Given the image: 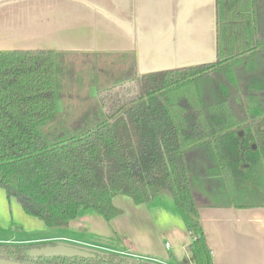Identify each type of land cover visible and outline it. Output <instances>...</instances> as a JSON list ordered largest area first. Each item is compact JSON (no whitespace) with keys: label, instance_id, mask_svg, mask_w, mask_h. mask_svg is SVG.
I'll use <instances>...</instances> for the list:
<instances>
[{"label":"trees","instance_id":"trees-1","mask_svg":"<svg viewBox=\"0 0 264 264\" xmlns=\"http://www.w3.org/2000/svg\"><path fill=\"white\" fill-rule=\"evenodd\" d=\"M64 68L59 54L0 51L7 198L53 229L81 211L111 220L121 213L115 195L141 205L165 191L191 236L195 264H213L198 209L264 206V0H217V59L137 76L139 96L110 114L89 92L99 89L94 80L78 114L71 107L67 121L59 117L65 72L67 82L75 79ZM134 72L132 64L126 77ZM55 244L0 243V264H153L88 248L35 253Z\"/></svg>","mask_w":264,"mask_h":264},{"label":"crops","instance_id":"crops-1","mask_svg":"<svg viewBox=\"0 0 264 264\" xmlns=\"http://www.w3.org/2000/svg\"><path fill=\"white\" fill-rule=\"evenodd\" d=\"M50 5L51 12L40 8ZM37 50L67 54V58L132 54L138 74L213 63L217 59V0H0V51ZM15 203L0 188L4 219L0 232L11 231L14 223L25 230L28 222ZM112 203L122 212L111 220L91 210L81 211L67 228L82 230L97 248L108 252L157 264H195L191 236L167 192L141 205L121 194ZM15 207L17 215L11 213L9 220ZM128 209L135 224L123 220ZM198 213L213 264H264V206L202 207ZM135 214L142 220H136ZM34 219L35 229L46 227ZM122 233L128 234L127 242L120 241ZM55 238L66 237L8 236L0 242Z\"/></svg>","mask_w":264,"mask_h":264},{"label":"rangeland","instance_id":"rangeland-1","mask_svg":"<svg viewBox=\"0 0 264 264\" xmlns=\"http://www.w3.org/2000/svg\"><path fill=\"white\" fill-rule=\"evenodd\" d=\"M53 6L48 7H40L42 11L44 12H51ZM37 51H44V50H37ZM49 52V51H45ZM53 53V52H52ZM129 55V56H128ZM132 54H126L125 56L117 55V54H90L88 56H83L81 54H75V55H68L67 54L62 55V61L64 62V70L67 71V59L71 61L69 63V70L71 71V77H75V79L70 80L67 82V72H65V78L63 80V88H64V98L62 101L59 102L58 108L61 111L64 108V115H60L59 117H62L65 121H67V109L71 110V115H74L75 110H77V114L80 111L78 109L80 107H84L86 103L82 102L84 99V96H86L88 85L91 84L95 80V82H98V90L93 91V94H95L97 97L101 99V102L104 106L105 112L110 114L111 112L118 109L122 104L130 102L131 100L137 98L139 96V87L136 81V77L140 76L142 74H138L134 72L135 77L132 79H128L127 77H130L129 74L126 73L127 69L130 68L133 62L136 60H133ZM133 74V75H134ZM127 76V77H126ZM80 78V82L82 86L81 88H78V81L76 78ZM119 77L122 81L121 83H114V79ZM126 77V78H125ZM94 83V82H93ZM93 86L94 85H89ZM93 87L89 88V92L92 94ZM243 88V87H242ZM68 89V90H67ZM78 89L80 90L78 92ZM92 94V95H93ZM71 107H74V109H71ZM79 110V111H78ZM59 111V112H60ZM16 204V203H15ZM18 207V210L23 214V218L27 220L24 222L26 225L24 227V231L21 230L22 226L19 224L14 223L12 226H9V229L11 231H2L0 232V238L8 237V236H15V237H34V236H43V235H54V236H60L63 235L64 237L75 239L79 242L86 243V244H80V243H73V242H67L63 240H53L55 243L64 244L67 246H73V247H79V248H88L93 249L95 247V244L92 242V240H89V237L82 231V230H69L67 227L65 228H53L49 229L47 227L40 229H35L34 226L31 224L36 222L34 221V217L29 216L25 214L21 208L18 205H15ZM9 212V220L11 216V213H13L15 216L16 214V207L11 208ZM121 211V210H120ZM92 212V211H91ZM122 212V211H121ZM12 214V215H13ZM123 220H132V224H135L134 214L131 210H125ZM136 220H142V217H138L135 214ZM3 212L0 211V223H3ZM7 223L10 224V221ZM20 223V222H19ZM137 223V222H136ZM21 227V228H20ZM13 229V230H12ZM3 232H7L4 233ZM123 238L120 237L121 242H127L126 239H129L128 234L122 233ZM125 236V237H124ZM26 243V242H25ZM94 244V245H93ZM91 245V246H90ZM97 245V244H96ZM95 246V247H92ZM127 246V245H126ZM96 250L105 251L103 250V247L95 248ZM107 252V251H105ZM152 262V261H151Z\"/></svg>","mask_w":264,"mask_h":264},{"label":"water","instance_id":"water-1","mask_svg":"<svg viewBox=\"0 0 264 264\" xmlns=\"http://www.w3.org/2000/svg\"><path fill=\"white\" fill-rule=\"evenodd\" d=\"M261 129H263V126H261ZM78 248L79 247L67 246L64 244L56 243L55 245L47 246V247H44L40 250H37V251H35V253H42L45 255H68V256H71V255H77L80 253V250ZM93 249H95V248H93ZM98 251H100V250H98ZM103 252H105V251H103ZM134 259H136V258H134ZM140 261H142V260H140ZM149 262L153 263V264H157L155 262H151V261H149Z\"/></svg>","mask_w":264,"mask_h":264},{"label":"flooded vegetation","instance_id":"flooded-vegetation-1","mask_svg":"<svg viewBox=\"0 0 264 264\" xmlns=\"http://www.w3.org/2000/svg\"><path fill=\"white\" fill-rule=\"evenodd\" d=\"M53 240H63V241H67V242H73V243H80V244H86V243H82V242H79L77 240H74V239H68V238H55V239H52V240H42V241H34V242H27V243H37V242H53ZM1 243V242H0ZM13 244H20V243H13ZM21 244H24V243H21ZM88 245V244H86ZM91 246V245H90ZM108 252V251H107ZM142 261H145V260H142Z\"/></svg>","mask_w":264,"mask_h":264},{"label":"built area","instance_id":"built-area-1","mask_svg":"<svg viewBox=\"0 0 264 264\" xmlns=\"http://www.w3.org/2000/svg\"><path fill=\"white\" fill-rule=\"evenodd\" d=\"M165 246H166V247H169V244H168V243H166V244H165ZM92 247H95V246H92ZM95 248H97V247H95Z\"/></svg>","mask_w":264,"mask_h":264}]
</instances>
